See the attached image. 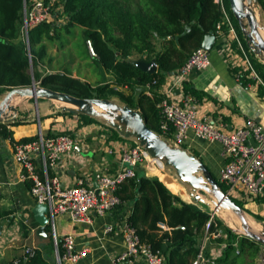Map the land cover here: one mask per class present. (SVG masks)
Masks as SVG:
<instances>
[{"label": "trees", "instance_id": "obj_1", "mask_svg": "<svg viewBox=\"0 0 264 264\" xmlns=\"http://www.w3.org/2000/svg\"><path fill=\"white\" fill-rule=\"evenodd\" d=\"M223 1L236 33L239 32L245 40L242 44L245 47L243 49L250 53L252 68L262 83L259 85L260 88L263 89L264 64L255 59L238 22L230 11L228 0ZM44 2L51 3L52 16L48 21L29 28L25 40L22 31L23 11L33 2L0 0V95L15 88L29 87L33 78L39 86L56 92L82 99H109L127 105L138 111L144 123L154 132H158L161 121L158 104L162 95L157 90L164 83L165 75L179 69L191 52L202 47L206 36H215V25L222 19L221 11L214 0H44ZM257 2L260 9L264 10V0ZM57 8H61V15L65 17L64 22L58 23L59 16L53 15ZM76 28L80 29L84 48V53L79 56L91 57L86 47V41H90L95 54L91 59L111 76L107 83L93 86L73 77L69 70L47 72L42 76L38 73L39 65L48 58L47 46L56 42L61 43L65 36H73ZM156 40L162 43V50L158 52L155 51ZM233 47H236V44H233ZM133 54L141 57L146 55L147 62L154 60L157 72L142 73L132 62ZM228 67L230 73L241 83L254 81L246 78L249 72H242L240 68L230 65ZM152 81H156V85L151 86L150 95H147L143 87ZM183 89L186 94H196L186 82ZM21 113L17 112L19 117L15 116L8 122L0 124L1 140L9 139L13 144L9 128L29 123L27 118H21ZM55 116L72 117L59 108L56 109ZM78 119L85 126L102 124L99 120L86 116H78ZM112 136L122 140L114 131ZM36 139L37 136H33L19 141L25 143ZM154 175L161 181L157 177H147L138 169L136 177L127 181L118 190L121 204L116 209L135 230L142 243L163 255L165 264H191L198 254L200 241L206 231L208 234L219 232L222 237L215 242L225 245L222 256L216 259L214 264H237L241 255L245 254L249 258L256 256L258 244L236 234L216 216H211L209 211L201 209L198 203H186L181 200L179 188L168 176ZM216 182L223 191L217 179ZM27 187L30 188L29 183ZM233 202L243 211H249L247 205L234 200ZM258 212L264 214L262 206L258 207ZM11 216L12 212L0 205V230L4 221H7V226L13 224ZM254 217L258 220L263 219L256 214ZM18 225L24 237L30 229L37 227L35 222L25 224L22 220L18 221ZM44 234V238L49 239V244L36 248L34 255L27 261L20 260L14 263L16 258L10 260L0 258V264H55L49 225L45 226ZM184 241H188L189 245L184 249L175 250V246ZM166 242H169L170 246L163 249ZM235 243H238L239 256L232 257ZM205 255L208 256V250L205 251Z\"/></svg>", "mask_w": 264, "mask_h": 264}, {"label": "built area", "instance_id": "obj_2", "mask_svg": "<svg viewBox=\"0 0 264 264\" xmlns=\"http://www.w3.org/2000/svg\"><path fill=\"white\" fill-rule=\"evenodd\" d=\"M214 2L222 14L221 21L215 25L214 38L227 64L242 68V72H249L248 79L261 83L228 17L224 1ZM50 14L51 3L46 4L44 0H36L28 9L24 8L22 31L25 40L28 29L48 21L51 18ZM233 44H236V47H233ZM86 47L89 55L95 57L90 41H86ZM209 66V50L197 48L179 69L172 72L171 79L159 87L157 92L162 95L158 104L161 121L158 132L155 133L174 147H183L190 134L198 140L218 143L224 162L217 178L224 186L222 192L232 201L245 205L263 203L264 127L250 120L243 126L227 129L221 119L200 115L198 101L191 94L184 92L183 84L187 76L192 72H202ZM153 85H156V81L143 87L147 95H150V88ZM164 85L167 89L161 92L160 88ZM175 89L180 91L178 95H174ZM39 120L37 118L36 140L25 143L16 141L12 144V158L20 169L18 182L29 183L31 199L47 207L46 226L49 225L51 229L55 264H76L87 256L89 250L86 247L78 248L71 234L58 236L55 218L68 216L74 223H83L90 222L91 214L102 217L121 204L117 192L123 184L136 177L138 169L148 170L151 165L155 170L164 173V167L160 162L155 163L136 142L122 139L105 147V155L101 156L92 171L81 173L72 184L64 185L57 174H51V171L55 172L62 168L65 159H68V165L85 163L74 154L77 140L66 131L51 136L44 134ZM107 155L114 156V170L111 169ZM19 220L28 224L26 219ZM161 228L164 229L162 225ZM205 228H208V224ZM19 231L21 230L18 223L11 225V231H1L0 247L6 244L7 239L11 241V236L18 235ZM11 232L14 233L10 234ZM104 232L119 235L124 242V251L111 256L109 264H134L138 261L142 264H165L163 255L142 243L135 230L124 219L107 225ZM221 237L219 232L208 234L206 231L199 245L198 254L191 264H214L216 259L222 256V251L210 249L206 256L205 242ZM35 249L24 246L14 263L20 260L27 261L34 255ZM262 250L264 253V247ZM238 253L239 250L236 248V254Z\"/></svg>", "mask_w": 264, "mask_h": 264}, {"label": "crops", "instance_id": "obj_3", "mask_svg": "<svg viewBox=\"0 0 264 264\" xmlns=\"http://www.w3.org/2000/svg\"><path fill=\"white\" fill-rule=\"evenodd\" d=\"M34 1L36 0H31V2ZM261 12L264 22V10H261ZM213 48H215V51H211ZM211 50H209L210 66L202 72H192L185 80L190 88L196 92L195 95H191L199 103V114L221 119L227 129L243 126L250 120L264 127V88H260L259 85L261 83L256 81H249L245 84L241 83L237 77H234L230 73L225 57L215 40ZM240 69L242 70V68ZM171 76L172 73L166 74L164 82L167 83L171 79ZM246 78L248 79V77ZM166 89L167 86L164 85L160 88V91L162 92ZM179 93V90H174V95H178ZM41 106L44 118L43 121L39 120L41 128L49 135L63 131L73 135L77 140L74 154L85 162L83 165L76 163L68 165V159H65L62 168H58L55 172L51 171V174H57L64 185L72 184L74 179L80 176L81 173L92 171L101 156L105 155V147L109 146L112 142L118 141L100 124L85 126L81 124L78 117L53 115L54 105L52 102L43 100ZM16 116L19 117V114ZM21 117L27 118L29 123L9 128L14 142L22 138L36 136L38 131V124L36 125L34 120L31 119L28 111ZM183 148L196 156L208 168L211 174L216 179L218 178L219 172L224 166L220 155L221 148L218 143H208L198 140L190 134ZM106 158L111 165V169L114 170V156L107 155ZM19 172L20 169L12 158V144L10 140L0 139V205L5 210L11 211L12 216L25 218L26 220L28 218L30 222L33 221L37 224L36 228L28 231L26 237L32 244L35 243L36 248H41L42 245H45V242L44 239L39 238H44L45 236L40 237L36 234L38 228L36 215L47 220V207L42 211L37 210L36 214L33 212L41 204H37L31 199L27 183L18 182ZM145 175L149 177L147 174ZM157 178L159 179L158 176ZM175 185L182 194V198L178 197L186 203H192L189 200L187 202V199L190 198L186 193V189L183 187L184 191H182V185L179 186L176 183ZM259 206H262L264 211V203L247 204L246 208L251 213L264 218V214L258 212ZM121 217L122 214H119L116 208L102 217L91 214L90 222L83 223H74L68 216H57L55 218V230L58 236L71 234L78 248L86 247L89 250L87 256L76 264H109L111 256L124 251V242L119 235L105 234L104 229L109 224L122 221L123 217ZM16 223L14 222L13 224ZM186 244H189V242L178 243L175 246V250L184 249ZM169 246L170 243L166 242L163 245V249ZM134 264L142 263L138 261ZM237 264H242L241 260H238ZM246 264L259 263L258 259L254 257L249 258V263Z\"/></svg>", "mask_w": 264, "mask_h": 264}, {"label": "water", "instance_id": "obj_4", "mask_svg": "<svg viewBox=\"0 0 264 264\" xmlns=\"http://www.w3.org/2000/svg\"><path fill=\"white\" fill-rule=\"evenodd\" d=\"M228 5L243 32L248 48L264 61V26L259 23L255 13L256 7H259L257 0H228ZM214 40V36H206L201 48L211 50ZM132 62L142 73L157 72V64L154 60ZM1 97L0 124L16 116L17 108L11 105L14 98L32 99L35 103L38 100L51 101L53 104L58 103L61 111L72 116H86L101 121L121 139L136 142L150 158L170 170L173 178L186 189L187 195L192 198V203L203 202L201 195L205 193L212 199L214 214L220 215L221 211L231 212L239 222V229L234 230L235 233L264 247V230L254 229L249 224L244 211L222 192L208 168L187 149L171 146L161 139L144 123L138 111L114 100L82 99L56 92L37 85L33 78L29 87L12 89ZM45 208L46 206L39 205L33 212ZM36 220L38 223L36 234L44 237L46 220L37 215Z\"/></svg>", "mask_w": 264, "mask_h": 264}, {"label": "rangeland", "instance_id": "obj_5", "mask_svg": "<svg viewBox=\"0 0 264 264\" xmlns=\"http://www.w3.org/2000/svg\"><path fill=\"white\" fill-rule=\"evenodd\" d=\"M226 11H227V9H226ZM255 13L257 15L259 23L262 26H264L262 12L258 6L255 9ZM54 14L59 16L57 18L58 23L64 22L65 17L61 15V8H57V10L54 11L53 15ZM227 14H228V17L230 18V14L228 11H227ZM51 16H52V14H50V17ZM237 34L239 36L238 39L240 40L241 45H242L244 38H243V36L239 35V32H237ZM244 42H245V40H244ZM154 44H155V51L156 52L162 50V43L160 40H156L154 42ZM82 47H83V45H82V39L80 38V29L76 28V29H74L73 36H65V39L61 43L56 42L53 45L50 44L47 46L48 58L45 59L39 65V67L37 69L38 73L40 74V76H42L47 72H63L64 70H69L73 77H77V78H79L85 82L92 84L93 86L105 84L108 81H110L111 76L104 69H102L96 63H94V61L91 59V57L82 58L79 56L80 54L82 55V53H84V48H82ZM242 47L245 48L244 45H242ZM211 51H215V48H213ZM245 53H246L249 61L252 62V58H251L250 53H248V52H245ZM145 56L141 57L137 54H133L131 59L134 61L145 60ZM255 59H257L258 61H260L264 64V61L261 60L260 57L255 56ZM37 85H38V83H37ZM5 94L6 93H4V95ZM4 95L3 94L0 95V100L2 99L1 96H4ZM44 101H47V100H44ZM42 102H43V100H38L37 103H35L34 100H32V99L27 100V99H23V98H14L11 102V105H13L17 108V112H22L23 114H25L26 111H28V113L31 115V119H33L37 125V118L40 119V121H43V119H44L42 116V106H41ZM49 102H51V101H49ZM53 105H54L53 106V109H54L53 115H55L56 109L58 108L59 104L54 103ZM22 113H21V115H23ZM95 124H99V123H95ZM100 125H102V124H100ZM102 126H103V128H106L108 130V133H110V134L113 133V131L111 129L105 127L104 125H102ZM42 130H43V133L45 134L46 132L44 131L43 128H42ZM140 170H142L144 172V174H147L149 177H157L156 175H154V173L150 172L149 170H145L144 168H140ZM163 171H164V173H166L170 176V178L174 181V183L181 186L173 178L172 172L170 170H167L164 168ZM221 186L224 189V186L223 185H221ZM181 189H182V191H184L183 186ZM201 197L203 199V202H198L199 207L201 209L209 211L210 214H213V216H216L224 225L228 226L230 229L236 230V231L239 229V223H238L235 215H233L231 212H228V211H221L220 215L214 214L213 206L211 204V200H212L211 197H209L205 193H203L201 195ZM189 198L190 199L186 198L187 202H188V200H189V202L190 201L192 202V198L191 197H189ZM244 213H245V217H246L247 221L249 222V224L254 229H257V230L263 229L264 230V218L263 217H262L263 218L262 220H258L254 217V214L251 213L250 211H244ZM11 219L13 220V223L14 222L18 223V221H19V218L16 216H12ZM23 219L25 220V218H23ZM27 221L29 223L30 219L27 218ZM3 230L4 231L5 230L11 231V226L10 227L7 226V221L3 222L0 233ZM13 233L14 232H11L10 234H13ZM12 238H16V239L13 240ZM39 239H44L45 245L49 244V242H50L49 239H45V238H39ZM10 240L11 241H9L7 239L6 244L4 246L0 247V256L4 257V259H7V260L17 258L21 254L24 246H30V247L36 248L35 243L32 244L27 239V237H24L21 234V231L18 232V235L11 236ZM201 241H200V243H201ZM205 244H206V250H208V251L210 249H214L216 251L220 250L223 253L224 246H225L224 243H222V245H220V244H217L214 239H210V240L206 241ZM188 245L189 244H186V246H188ZM42 246H44V245H42ZM48 248H50V246H48ZM236 248H238V250H239L238 243H236V247H234V251L231 253L232 257L235 255L239 256V253L236 254ZM262 248H263L262 246L258 247L257 252H256V256H255V258L258 259L259 264L264 263V253H263ZM239 260H241L242 264L249 263V258L245 254L239 256Z\"/></svg>", "mask_w": 264, "mask_h": 264}, {"label": "bare ground", "instance_id": "obj_6", "mask_svg": "<svg viewBox=\"0 0 264 264\" xmlns=\"http://www.w3.org/2000/svg\"><path fill=\"white\" fill-rule=\"evenodd\" d=\"M261 34H262V36H263V33H261ZM154 162H155V163H159V162H158L157 160H155V159H154ZM148 170H149L150 172L154 173V174H161V175H165V176L170 177L168 174H165V173H163V172H159V171L155 170L154 167H152L151 165L149 166ZM236 218H237V217H236ZM237 221H238V219H237ZM238 223H239V222H238Z\"/></svg>", "mask_w": 264, "mask_h": 264}]
</instances>
